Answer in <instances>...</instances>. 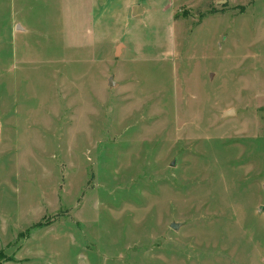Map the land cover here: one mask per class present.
<instances>
[{
    "label": "rangeland",
    "instance_id": "obj_1",
    "mask_svg": "<svg viewBox=\"0 0 264 264\" xmlns=\"http://www.w3.org/2000/svg\"><path fill=\"white\" fill-rule=\"evenodd\" d=\"M262 205L264 0H0V264H264Z\"/></svg>",
    "mask_w": 264,
    "mask_h": 264
},
{
    "label": "water",
    "instance_id": "obj_2",
    "mask_svg": "<svg viewBox=\"0 0 264 264\" xmlns=\"http://www.w3.org/2000/svg\"><path fill=\"white\" fill-rule=\"evenodd\" d=\"M141 10H142V7H141V6H139V5L135 6V7H134V14L139 13ZM119 49H120V47L117 48V50H119ZM109 84H110V85H115V82H114L113 77H110V79H109ZM234 112H235L234 109H230V110L225 111V114H226V115H231V114H233ZM175 163H176V161H174V162L172 163V165H175ZM259 211L264 213V205H262V206L259 207ZM171 226H172L174 229H178L179 226H180V223L173 222V223L171 224Z\"/></svg>",
    "mask_w": 264,
    "mask_h": 264
},
{
    "label": "crops",
    "instance_id": "obj_3",
    "mask_svg": "<svg viewBox=\"0 0 264 264\" xmlns=\"http://www.w3.org/2000/svg\"><path fill=\"white\" fill-rule=\"evenodd\" d=\"M131 2H133V1H131ZM132 6V5H131ZM136 6V5H135ZM134 6V7H135ZM144 8V7H143ZM105 10H107V6L105 7ZM144 11H146V8H144ZM133 13H134V10H133ZM16 23V22H15ZM22 27V26H21ZM22 31H26L27 30V28H26V25H23V27L22 28H20Z\"/></svg>",
    "mask_w": 264,
    "mask_h": 264
}]
</instances>
